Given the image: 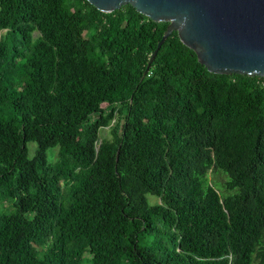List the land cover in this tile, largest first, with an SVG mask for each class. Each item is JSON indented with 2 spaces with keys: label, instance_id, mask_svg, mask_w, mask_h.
Listing matches in <instances>:
<instances>
[{
  "label": "trees",
  "instance_id": "16d2710c",
  "mask_svg": "<svg viewBox=\"0 0 264 264\" xmlns=\"http://www.w3.org/2000/svg\"><path fill=\"white\" fill-rule=\"evenodd\" d=\"M166 26L0 0V264H264V77Z\"/></svg>",
  "mask_w": 264,
  "mask_h": 264
},
{
  "label": "water",
  "instance_id": "95a60500",
  "mask_svg": "<svg viewBox=\"0 0 264 264\" xmlns=\"http://www.w3.org/2000/svg\"><path fill=\"white\" fill-rule=\"evenodd\" d=\"M103 13L130 5L167 26L143 72L175 31L210 73L264 77V0H86Z\"/></svg>",
  "mask_w": 264,
  "mask_h": 264
},
{
  "label": "rangeland",
  "instance_id": "374dc122",
  "mask_svg": "<svg viewBox=\"0 0 264 264\" xmlns=\"http://www.w3.org/2000/svg\"><path fill=\"white\" fill-rule=\"evenodd\" d=\"M99 136L100 138H107L108 137V133H107V128H103L99 131ZM27 147L29 149V156H32V153H33V150L35 148V144L34 143H28L27 144ZM56 150L57 148H54V149H50L47 151V156H48V159L51 160V161H54L55 160V156H56ZM148 200L153 202L155 201V199L152 197V196H147Z\"/></svg>",
  "mask_w": 264,
  "mask_h": 264
}]
</instances>
